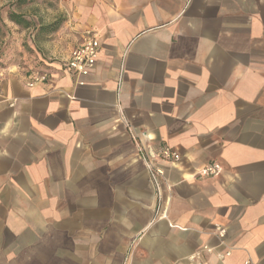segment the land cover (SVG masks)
I'll return each mask as SVG.
<instances>
[{
  "label": "crops",
  "instance_id": "crops-1",
  "mask_svg": "<svg viewBox=\"0 0 264 264\" xmlns=\"http://www.w3.org/2000/svg\"><path fill=\"white\" fill-rule=\"evenodd\" d=\"M51 2L35 29L0 10V264H264V0ZM127 127L178 154L159 201Z\"/></svg>",
  "mask_w": 264,
  "mask_h": 264
},
{
  "label": "built area",
  "instance_id": "built-area-1",
  "mask_svg": "<svg viewBox=\"0 0 264 264\" xmlns=\"http://www.w3.org/2000/svg\"><path fill=\"white\" fill-rule=\"evenodd\" d=\"M98 53L99 42L95 35L88 33L82 43L71 51L69 59L65 62V67L80 79L84 78L88 76L95 67ZM27 75L28 78L26 84L30 88L41 84L46 80V75L43 72L34 71L27 73ZM79 84L82 85L83 82L79 81ZM127 128L129 129L135 151L149 173L151 185L154 189L157 201H159L162 195L164 173L157 164V161L160 159L174 163L178 160V154L172 149L166 147L156 149L149 143V140L144 141L139 135L131 131L130 127ZM222 172L223 166L220 163L210 162L198 169L194 178L197 180L216 178L220 176ZM165 187L169 190L168 186L165 185ZM224 235L225 232L223 230L218 232L219 238H223ZM189 261V264H205L202 262L201 255L199 254L190 257Z\"/></svg>",
  "mask_w": 264,
  "mask_h": 264
},
{
  "label": "trees",
  "instance_id": "trees-1",
  "mask_svg": "<svg viewBox=\"0 0 264 264\" xmlns=\"http://www.w3.org/2000/svg\"><path fill=\"white\" fill-rule=\"evenodd\" d=\"M34 0H15V2L11 5H9L10 7L13 6H22L24 4H27L28 2H32ZM6 19L12 23H14L15 25L19 26V28H23V29H27L29 27H32L33 29H35V27L33 26V23L28 20L24 15L16 13L14 11H7L6 14ZM62 19H57L54 22L46 25V26H41L38 27V29H36L35 31V35H39V34H49L52 32H55L59 26L62 23ZM1 49H0V54H1ZM4 64L1 63V66H3ZM30 72H34L37 71L38 69H40V63L36 62V61H32L31 63H29L27 66H24L23 68H25ZM29 67H32V69H28Z\"/></svg>",
  "mask_w": 264,
  "mask_h": 264
},
{
  "label": "rangeland",
  "instance_id": "rangeland-1",
  "mask_svg": "<svg viewBox=\"0 0 264 264\" xmlns=\"http://www.w3.org/2000/svg\"><path fill=\"white\" fill-rule=\"evenodd\" d=\"M15 0H10L9 3L6 5L7 8L4 9L2 7L0 10L4 9L5 12L7 11H14L16 13H21L32 20V17L39 16L41 12H44L46 9H51L50 5L52 4L51 0H34L32 2H28L22 6H13L10 7L9 5L13 4ZM3 11V10H2ZM43 18H46L45 13L42 15ZM35 19V18H34Z\"/></svg>",
  "mask_w": 264,
  "mask_h": 264
}]
</instances>
